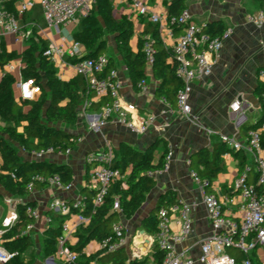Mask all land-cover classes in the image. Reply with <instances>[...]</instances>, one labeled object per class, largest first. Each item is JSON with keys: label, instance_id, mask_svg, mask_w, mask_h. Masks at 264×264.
<instances>
[{"label": "crops", "instance_id": "0c3cea01", "mask_svg": "<svg viewBox=\"0 0 264 264\" xmlns=\"http://www.w3.org/2000/svg\"><path fill=\"white\" fill-rule=\"evenodd\" d=\"M2 1L10 12H14L18 0ZM141 1L152 12L167 14L163 0ZM113 6L115 17L127 16L133 21L134 35L131 43L135 48L137 37L143 30V24L139 20L142 18L144 21L153 22L136 13L134 0H113ZM259 9L260 6L255 0L187 1L190 19L195 23L203 25L222 20L227 25V32L221 37L222 46L211 72L195 79L191 84L188 102L192 115L197 116L196 120L180 114L163 97L156 95L158 82L153 78L151 64L146 65L145 80L141 90L135 91L126 67L117 54L114 38L113 44L107 42V48L108 46L112 48V52L104 54L113 59L112 70H115L116 79L120 83L122 108L127 110L128 117L137 125L144 123L149 116H153L154 121L148 125L144 133L139 134L131 131L119 121L117 116H114L98 131H94L89 127V123L98 116L100 109L84 110L80 107L77 122L64 128L79 136L76 144L68 154H49L43 158L48 162L66 164L71 168L73 177L71 188L64 190L49 185L42 189H34L23 197L16 198L6 194L0 206V222L12 210V207L17 213L16 206L20 203L18 201H35L41 215L35 220V227L30 236L32 240H41L43 244L49 227L44 220V213H48L47 207L52 199L83 202L86 198L93 197L96 184L91 178L94 165L86 158L89 153L103 150L107 145L117 149L121 143H126L140 151L154 145V162H158L165 149L168 151L165 157L168 169L155 170L152 176L155 184L146 194L141 206L131 217L121 216L120 222L124 226L126 238L121 248L125 250L129 259L154 262L152 255L156 236L145 230L143 222L161 200H164L162 206L167 205V207L171 201H183L192 205L190 213L192 231L175 247L179 251H184L195 264H201L198 260L200 241L205 236L216 233V230L207 217L199 183L192 175L191 162L197 159L199 151L203 149L213 151L214 143L223 144L225 151L223 169L218 173L211 188L224 203L223 209L226 215L232 219L240 217L242 205L239 194L232 188L235 179L244 174L247 182L251 184L257 180L255 159L252 150L248 147L247 132L259 123L262 116V106L256 87L264 78L260 75V71H264V23L256 26L248 22L246 18L247 15L254 14ZM116 10L119 11L118 15ZM17 22L22 29L31 32L28 39L17 41L14 35L6 34L0 47L14 53V57L0 67V80L4 73L12 75L16 97L17 83L22 79L20 68L23 63L19 55L29 49L32 43L39 46L46 44L48 47L57 44L67 45L73 40L72 35L78 28V24L69 23L60 25L59 31H54L46 25L38 4L18 18ZM178 33L174 31L171 37H165L164 41L162 40L165 47L172 48ZM65 60L66 57H62L60 65L55 68L60 78L69 80L73 76L71 66L66 64ZM8 63L11 64V68L7 67ZM234 100L241 102V112H233L230 109ZM128 105H133L134 109H129ZM27 108L25 106L24 109ZM241 115L244 117L243 121L238 123ZM231 142H236L240 146L235 148ZM16 152L23 161L34 160L27 150L22 149ZM121 182L124 185V177L121 178ZM7 199L14 200L16 204L8 203ZM170 222L171 230L178 231L177 212L170 213ZM76 233H73L68 241V247L78 240ZM85 248L88 251L85 253L87 255L98 252L96 240H91ZM255 256L258 264H264V245L257 247ZM47 262L60 264L62 260L56 256H48Z\"/></svg>", "mask_w": 264, "mask_h": 264}, {"label": "trees", "instance_id": "16d2710c", "mask_svg": "<svg viewBox=\"0 0 264 264\" xmlns=\"http://www.w3.org/2000/svg\"><path fill=\"white\" fill-rule=\"evenodd\" d=\"M188 0H163L168 17L179 18L183 10L187 9ZM260 9H264V0H255ZM95 12L93 14L92 12ZM101 20V24L98 22ZM143 24V30L137 37L135 48L131 43L134 35V23L127 16L120 18L114 15L113 0H94L91 13L82 18L77 30L73 33L74 40L79 41L86 48V54L80 58L68 59L75 63L83 58H93L98 55H106L107 43L103 37V29L112 34L117 54L125 65L128 77L135 91L142 88L141 81L145 80L147 54L145 47L150 44L153 61L152 74L157 80L156 95L163 97L172 108H176L177 91L182 87L183 81L176 75V62L172 48L165 47L160 37L159 25L139 20ZM175 32H180L184 26L181 22L173 25ZM203 32L212 36L222 35L227 30V25L222 20L201 24ZM1 47V44H0ZM46 44L41 46L32 43L30 48L19 56L23 65L20 68L22 80L34 78L40 86V94L37 100L25 102L18 99L13 90L14 78L4 73L0 80V206L4 202V192L13 197H23L27 192V183L32 182L35 189H42L50 185L48 177L57 175L62 184L71 183L72 170L66 164H56L43 159L23 161L17 155L14 145L8 143L10 139L23 150L41 151L48 148L54 150L71 149L78 140V135L66 131L57 124L72 126L77 122V113L86 98L91 97L84 77L75 75L69 80L57 75L53 61L44 55ZM0 67H2L14 53L0 48ZM107 56V55H106ZM108 57V56H107ZM171 58V61H169ZM112 57H108V65L102 75H106L113 69ZM256 93L262 106V116L259 123H264V78L259 81ZM107 100L102 99L93 102L90 109H100ZM28 107L26 110L24 109ZM44 110V113L42 114ZM255 126V127H256ZM1 134L8 136L4 138ZM261 144L264 146V131L261 134ZM154 149L152 145L144 151L136 150L126 143H121L114 150L111 166L118 169L124 177V185L121 179L114 182L108 189L103 202L95 205L93 197L86 198L81 212L90 218L87 225L77 229L76 243L69 249L80 253L77 264H139L146 261L129 259L124 249L104 253L101 251L85 254L83 248L91 240H102L111 235L112 225L120 222L121 216L131 217L141 206L146 194L154 186L155 181L148 172L161 169L165 163L168 151L165 149L158 162H154ZM223 144H213V151L203 149L198 157L191 162L193 172L200 182L207 183L206 192H212V183L218 173L223 169ZM14 175V177H12ZM42 177V180L35 177ZM258 193L264 194V186L254 183ZM233 188V186H232ZM231 188V189H232ZM118 200L119 209H113L114 200ZM161 200L153 211L145 218L143 226L151 234L158 231V210L163 205ZM176 201H171L168 205ZM28 206L36 207V202L29 200L18 203L17 218L13 224L7 227L2 236L3 247L13 254L4 264H25L22 254L31 245L32 239L29 233L23 234L26 226L35 219L26 214ZM50 212H48L49 214ZM64 216L52 215V222L46 230L43 240V252L46 256H53L56 250V239L60 233ZM54 222V223H53ZM53 223V224H52ZM69 244V243H68ZM257 247L250 255H246L237 248H231L228 253L234 257L236 264H242L244 259H249L251 264H258L255 256ZM165 251L160 249L157 242L153 248V261L161 264ZM60 264H71L61 262Z\"/></svg>", "mask_w": 264, "mask_h": 264}, {"label": "built area", "instance_id": "2783aa9c", "mask_svg": "<svg viewBox=\"0 0 264 264\" xmlns=\"http://www.w3.org/2000/svg\"><path fill=\"white\" fill-rule=\"evenodd\" d=\"M38 4L42 11L43 19L46 25L54 31H59L60 25L69 23L78 24L85 16L89 15L94 7V0H18L14 12H10L4 2L0 0V44L6 34L14 35L17 41L28 39L30 31L22 29L17 19L24 16L34 5ZM134 8L139 16L146 17L151 22L159 25L160 37L164 41L165 37L173 35L175 22L184 24L182 30L178 33L172 43V51L176 62V75L183 81L182 87L177 91L176 110L191 119H197L192 115L188 97L191 92V84L195 79L208 75L215 62L216 57L222 46V35L212 36L202 31L201 25L190 19L187 9L183 10L179 18L168 17L167 14L152 12L149 7L141 0H134ZM247 21L261 26L264 23V9H259L254 14L247 15ZM227 30L225 31V33ZM224 33V34H225ZM66 41L65 38H63ZM147 54V63L153 61L152 48L148 44L145 47ZM86 54V48L82 43L72 40L67 45H50L44 50V55L53 61L54 66L60 65V59L66 57V64L71 66L72 76L81 75L84 77L88 91L92 93L83 102L81 108L90 109L93 102L105 99L107 100L100 108L98 116L90 121L89 127L98 131L112 117L117 116L119 121L124 123L131 131L135 133H144L150 123L154 121L153 116H149L141 125L135 124L129 117L127 110L122 108L120 97V83L116 79L115 70H110L106 75H102L108 65L106 55H98L93 58H83L75 63L68 59L80 58ZM11 68V64H7ZM264 77V71H260ZM60 77V76H59ZM144 81L140 82L143 85ZM17 98L21 101L30 102L38 99L40 86L34 78L19 80L17 83ZM264 101V94L262 95ZM129 109H134L133 105H128ZM230 109L233 112H241V102L234 100ZM241 115L238 123L243 121ZM264 131V123L250 128L247 132L248 147L252 150L257 171L256 183L264 186V146L261 144V134ZM235 148L240 145L231 142ZM71 149L54 150L48 148L41 151H29L33 159H43L49 154H68ZM114 148L111 145L103 150L91 152L87 155V161L93 164L91 178L96 184V192L93 197L95 205H100L109 189V187L121 179L123 176L118 169L111 166V159L114 154ZM1 162V161H0ZM168 162H165L160 170L166 171ZM154 171L148 172L152 177ZM195 180L199 183L202 192V202L206 209L207 217L213 225L216 233L205 236L200 241L201 264H236L233 256L228 253L231 248H237L246 255H250L253 249L259 245H264V194L258 193L254 184L247 182L244 174L238 176L233 189L239 194L242 205L241 214L238 219L229 218L224 209V203L214 192H206L205 181L200 182L195 173H192ZM14 177V175H12ZM36 179L42 180V177L36 176ZM50 185L69 190L71 183L62 184L57 175L47 178ZM27 192H32L35 188L30 181L27 183ZM8 203H14L12 199H7ZM18 202H22L21 200ZM16 203H14L15 205ZM84 203L81 201L68 202L63 199H52L48 204V213H44V220L49 225L52 222V215H61L66 218L63 221L60 233L56 239V250L53 257H57L62 262L77 264L80 253L69 249L67 246L73 233L81 226L89 223L90 218L85 216L81 210ZM113 209L118 210V200L115 199ZM192 205L183 201H176L168 207H161L158 210V231L155 234L156 242L160 249L165 251L161 264H195L194 260L185 255L184 251L176 249L175 245L183 242L192 231L191 213ZM177 212L179 215V230H171L170 213ZM26 214L32 216L35 220L39 218L41 212L38 208L28 206ZM17 213L12 210L0 222V264L8 261L13 254L7 251L2 245V236L7 227L14 223ZM34 222L29 223L22 231L23 234L29 233L34 229ZM126 242L124 226L121 222L112 225L111 235L102 240L96 241L97 250L110 253L120 249ZM83 248L82 252H88ZM139 264H156L147 261ZM242 264H251L249 259H244Z\"/></svg>", "mask_w": 264, "mask_h": 264}, {"label": "rangeland", "instance_id": "374dc122", "mask_svg": "<svg viewBox=\"0 0 264 264\" xmlns=\"http://www.w3.org/2000/svg\"><path fill=\"white\" fill-rule=\"evenodd\" d=\"M93 14H95V12H92ZM116 14H119V11L116 10ZM98 22L101 24L102 28H103V24L101 22L100 19H98ZM103 37L107 42H109L110 44H113V36L112 34H110L109 32H107L106 30L103 29ZM107 52L111 53L112 52V48H107ZM112 55V54H111ZM115 55V54H113ZM18 94V91H17ZM44 113V110L42 112V114ZM2 123V122H0ZM58 126H61L63 128H68L67 125L65 124H57ZM4 138L8 139V136L5 134H1ZM8 143H10L11 145L15 146L16 151H22L21 147L18 146L16 143H13L10 139H8ZM5 193V192H4ZM7 193L4 194V196ZM9 195V194H7ZM12 197V196H11ZM22 256L24 257V262L25 264H48L47 259L48 256H46L43 252V244L42 241H34L32 240L31 245L24 251V253L22 254Z\"/></svg>", "mask_w": 264, "mask_h": 264}]
</instances>
